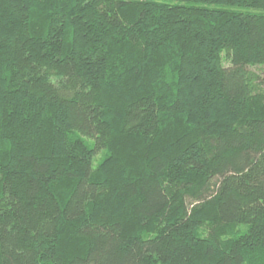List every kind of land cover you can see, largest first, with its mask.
<instances>
[{"label": "trees", "instance_id": "obj_1", "mask_svg": "<svg viewBox=\"0 0 264 264\" xmlns=\"http://www.w3.org/2000/svg\"><path fill=\"white\" fill-rule=\"evenodd\" d=\"M0 264H264V0H0Z\"/></svg>", "mask_w": 264, "mask_h": 264}]
</instances>
